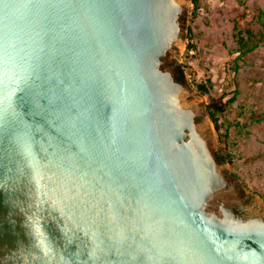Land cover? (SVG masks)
<instances>
[{
  "label": "water",
  "instance_id": "obj_1",
  "mask_svg": "<svg viewBox=\"0 0 264 264\" xmlns=\"http://www.w3.org/2000/svg\"><path fill=\"white\" fill-rule=\"evenodd\" d=\"M186 0H0V264H264L180 66Z\"/></svg>",
  "mask_w": 264,
  "mask_h": 264
},
{
  "label": "rangeland",
  "instance_id": "obj_2",
  "mask_svg": "<svg viewBox=\"0 0 264 264\" xmlns=\"http://www.w3.org/2000/svg\"><path fill=\"white\" fill-rule=\"evenodd\" d=\"M186 3L193 48L186 37L182 75L196 93V83L205 87V119L225 171L264 203V0Z\"/></svg>",
  "mask_w": 264,
  "mask_h": 264
},
{
  "label": "trees",
  "instance_id": "obj_3",
  "mask_svg": "<svg viewBox=\"0 0 264 264\" xmlns=\"http://www.w3.org/2000/svg\"><path fill=\"white\" fill-rule=\"evenodd\" d=\"M192 3H194V6L196 8V5H197V0H191ZM189 40H190V44L188 45L190 48H193V45L191 43V37H192V34H191V31L188 29V34L186 36ZM196 89L200 92V93H204V90H205V87L203 85H200V84H197L196 83ZM234 97H231L229 99V101H232ZM207 109H209V107H207ZM211 116V115H210ZM218 158L221 159V158H224L223 155H218Z\"/></svg>",
  "mask_w": 264,
  "mask_h": 264
},
{
  "label": "bare ground",
  "instance_id": "obj_4",
  "mask_svg": "<svg viewBox=\"0 0 264 264\" xmlns=\"http://www.w3.org/2000/svg\"><path fill=\"white\" fill-rule=\"evenodd\" d=\"M208 123V121H206Z\"/></svg>",
  "mask_w": 264,
  "mask_h": 264
}]
</instances>
